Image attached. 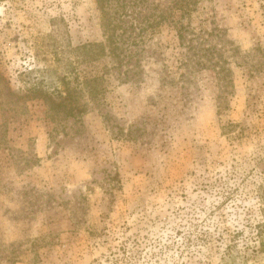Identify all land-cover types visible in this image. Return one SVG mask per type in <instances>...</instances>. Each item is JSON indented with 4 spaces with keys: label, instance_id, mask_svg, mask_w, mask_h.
I'll return each mask as SVG.
<instances>
[{
    "label": "rangeland",
    "instance_id": "374dc122",
    "mask_svg": "<svg viewBox=\"0 0 264 264\" xmlns=\"http://www.w3.org/2000/svg\"><path fill=\"white\" fill-rule=\"evenodd\" d=\"M87 44L82 114L25 97ZM263 222L264 0H0V264H264Z\"/></svg>",
    "mask_w": 264,
    "mask_h": 264
},
{
    "label": "trees",
    "instance_id": "16d2710c",
    "mask_svg": "<svg viewBox=\"0 0 264 264\" xmlns=\"http://www.w3.org/2000/svg\"><path fill=\"white\" fill-rule=\"evenodd\" d=\"M104 27L107 31L108 26L104 24ZM107 40L110 41V35H107ZM71 53L75 54L76 59L81 63L87 61L95 62L97 59L103 56L104 46L102 44H87L71 48L70 50L67 47L66 49H56L55 54H53V60H55L53 61V63L61 64L63 66L61 71L62 74H60L59 77L57 76L59 75V73L57 74V70H53V72L57 74L54 80L55 85L52 88L48 86L44 88L41 81L40 83L35 85V87L33 86V88L29 89L28 95L25 96L26 98L29 97L30 100L36 98L42 100L49 111L53 112L56 115H60L62 119L72 118L75 115L82 114V110L80 108L71 104L75 100V97H77V94L81 95V91H78V93L75 88H71L70 82L68 81V74L74 71L72 63H70L68 60V54ZM59 54H62L63 57H58ZM45 72H48V70H46ZM29 74L30 73H28L27 76ZM101 81L102 78H92L83 81L82 84L85 86V88L88 89L87 93L91 98L94 99L101 93L102 90H98V84ZM258 228L262 230V226H259Z\"/></svg>",
    "mask_w": 264,
    "mask_h": 264
}]
</instances>
